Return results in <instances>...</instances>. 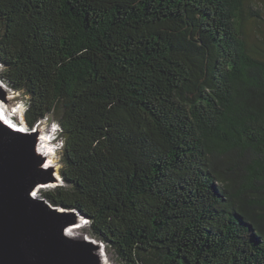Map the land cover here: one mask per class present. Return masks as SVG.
Wrapping results in <instances>:
<instances>
[{
    "label": "trees",
    "instance_id": "obj_1",
    "mask_svg": "<svg viewBox=\"0 0 264 264\" xmlns=\"http://www.w3.org/2000/svg\"><path fill=\"white\" fill-rule=\"evenodd\" d=\"M247 2L0 0V77L28 96L29 128H60L64 185L41 196L118 264H264Z\"/></svg>",
    "mask_w": 264,
    "mask_h": 264
},
{
    "label": "water",
    "instance_id": "obj_2",
    "mask_svg": "<svg viewBox=\"0 0 264 264\" xmlns=\"http://www.w3.org/2000/svg\"><path fill=\"white\" fill-rule=\"evenodd\" d=\"M15 93L0 78V105L11 112L15 107L8 101ZM44 121L33 129L25 122L23 130L0 117V264H107L102 241L69 232L88 226L87 219L38 192L64 185L48 154L40 152L41 138L49 135L41 128Z\"/></svg>",
    "mask_w": 264,
    "mask_h": 264
},
{
    "label": "rangeland",
    "instance_id": "obj_3",
    "mask_svg": "<svg viewBox=\"0 0 264 264\" xmlns=\"http://www.w3.org/2000/svg\"><path fill=\"white\" fill-rule=\"evenodd\" d=\"M246 7H247V20H248L247 26L249 33L251 34L252 37V42L256 44L257 47L259 48L261 47L264 49V0H248ZM256 12L261 15L260 20L256 17ZM257 20H259L260 23L257 22ZM11 100L12 101H8V104L11 106L13 105V107H15L14 112H11L9 110L10 108L8 109V107L5 104L1 103L3 106L2 108L6 110L8 113L13 114L14 122H16L18 125H24L25 124L24 114L27 110L28 96H26L24 92H16L12 96ZM41 128L45 129L46 133L47 132L49 133V135L47 136L49 141H51L49 142V145L53 153L52 155L53 159H50V161L51 160L53 161L54 164L52 163V165H54L61 174V169L63 167L62 164L63 143L61 141L60 131H58L59 128L57 127L54 121L48 119H46L43 122ZM55 128H57V130ZM55 188L56 186L48 189H43L41 190L40 194H42V192L54 190ZM88 229H89L88 226H83L78 230L77 234L87 235L91 237L86 233L88 232ZM104 249L105 250L103 254H105V256L108 259L107 264H118V260L116 256L111 251L107 250L106 247Z\"/></svg>",
    "mask_w": 264,
    "mask_h": 264
},
{
    "label": "bare ground",
    "instance_id": "obj_4",
    "mask_svg": "<svg viewBox=\"0 0 264 264\" xmlns=\"http://www.w3.org/2000/svg\"><path fill=\"white\" fill-rule=\"evenodd\" d=\"M1 71V70H0ZM1 78V77H0ZM3 106L2 105H0V117L4 120V121H6L8 124H10L11 126H13V127H15V128H18L20 125H18L16 122H14V120H13V114H11V113H8L6 110H4L3 108H2ZM21 108V107H20ZM19 112H20V110H19ZM56 130H57V128H55ZM44 138V139H43ZM42 139V142H41V145H40V152H43V153H47L48 155V158L49 159H53V153H52V151H51V147H50V145H49V142H51V141H49V139H48V137H42L41 138ZM50 140H51V138H50ZM50 162V166H54V165H52V163H53V161L51 160V161H49ZM54 164V163H53ZM56 175H57V177H59L60 178V175H59V171H56ZM53 187V185H49V186H47V187H39L38 188V192L40 193L41 192V190H42V188H45V189H48V188H52ZM79 227V226H78ZM78 227H75V228H73V229H70V234H75V235H77V233H78ZM79 235H81V234H79ZM103 256V258H104V262L105 263H108V259H107V257L105 256V254H103L102 255Z\"/></svg>",
    "mask_w": 264,
    "mask_h": 264
},
{
    "label": "clouds",
    "instance_id": "obj_5",
    "mask_svg": "<svg viewBox=\"0 0 264 264\" xmlns=\"http://www.w3.org/2000/svg\"><path fill=\"white\" fill-rule=\"evenodd\" d=\"M56 125H57V127L59 128L58 124H56ZM25 127H26V125L24 124V125H20L18 128H19V129H23V130H25ZM32 129H33V128H32ZM58 131H60V128H59Z\"/></svg>",
    "mask_w": 264,
    "mask_h": 264
}]
</instances>
